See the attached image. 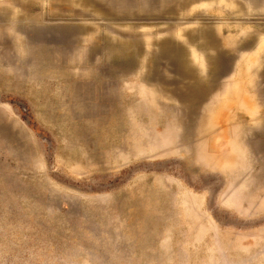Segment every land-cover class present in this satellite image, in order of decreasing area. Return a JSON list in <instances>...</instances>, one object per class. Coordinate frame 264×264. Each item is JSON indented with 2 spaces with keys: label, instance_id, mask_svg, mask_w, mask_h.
Returning <instances> with one entry per match:
<instances>
[{
  "label": "rangeland",
  "instance_id": "obj_1",
  "mask_svg": "<svg viewBox=\"0 0 264 264\" xmlns=\"http://www.w3.org/2000/svg\"><path fill=\"white\" fill-rule=\"evenodd\" d=\"M20 1L34 20L0 21V264H264V0L157 19Z\"/></svg>",
  "mask_w": 264,
  "mask_h": 264
},
{
  "label": "bare ground",
  "instance_id": "obj_2",
  "mask_svg": "<svg viewBox=\"0 0 264 264\" xmlns=\"http://www.w3.org/2000/svg\"><path fill=\"white\" fill-rule=\"evenodd\" d=\"M102 1H105V0H102ZM167 1H169V0H161L160 2H159V0H135V1L117 0V1L111 2L110 8L112 9V12L115 11L117 14H121L122 16H127V17H132V16L133 17H145V16H148L151 19H157L162 14H164V15L168 14L169 16H177L178 15L179 16L178 18H180V17H187L188 15H190V14H188L189 11H180L177 13L178 10L176 11V8L177 7L181 8L183 6L187 7L188 5H190V3H192V2L195 3L196 0H173L174 5L172 7L165 8L166 5H164V2H167ZM14 2L17 3V5H19V7H18L19 10L17 11V13L10 12L9 9H7V7L4 9H0V21H4L3 19L9 18L7 21L12 22V24H11L12 27L16 26V28L17 27L20 28L21 26H19V25L24 20L25 21H33L34 20V18H35L34 16L26 14L25 9H24L26 7L25 2L22 3L20 0H14ZM175 5L177 7H175ZM27 11H28V9H27ZM94 11L100 12V13H98L99 15H106L104 13H101L100 9H97V7L95 5H94ZM33 27L35 28V26H33ZM181 31H183V30H181ZM127 42H129V41H127ZM124 44H129V43L125 42ZM129 48H131V47H129ZM115 49H116V47H115ZM177 68H178V70H181V68H179V66ZM187 88L189 89V87H187Z\"/></svg>",
  "mask_w": 264,
  "mask_h": 264
},
{
  "label": "crops",
  "instance_id": "obj_3",
  "mask_svg": "<svg viewBox=\"0 0 264 264\" xmlns=\"http://www.w3.org/2000/svg\"><path fill=\"white\" fill-rule=\"evenodd\" d=\"M236 104H238V105H235L237 109L255 108V104L247 92H245V93L241 92L239 94L238 103H236Z\"/></svg>",
  "mask_w": 264,
  "mask_h": 264
}]
</instances>
